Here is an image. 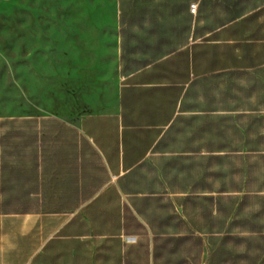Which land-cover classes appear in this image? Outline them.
<instances>
[{"label":"crops","instance_id":"crops-1","mask_svg":"<svg viewBox=\"0 0 264 264\" xmlns=\"http://www.w3.org/2000/svg\"><path fill=\"white\" fill-rule=\"evenodd\" d=\"M48 1L80 57L0 116V264H264V0Z\"/></svg>","mask_w":264,"mask_h":264},{"label":"rangeland","instance_id":"rangeland-1","mask_svg":"<svg viewBox=\"0 0 264 264\" xmlns=\"http://www.w3.org/2000/svg\"><path fill=\"white\" fill-rule=\"evenodd\" d=\"M53 1L54 9L60 4ZM49 4L48 0H0L1 117L55 114L74 83L70 71L80 57L74 56V35L64 28V16L51 13ZM192 4L197 8V3ZM68 8L62 5L60 11ZM41 9L49 12L43 18ZM27 10H33L29 35ZM15 110L17 114L12 113Z\"/></svg>","mask_w":264,"mask_h":264},{"label":"trees","instance_id":"trees-1","mask_svg":"<svg viewBox=\"0 0 264 264\" xmlns=\"http://www.w3.org/2000/svg\"><path fill=\"white\" fill-rule=\"evenodd\" d=\"M32 120H34V119H26V118H22V119L12 118L11 119V118H8V119H3L2 122L11 123V122H19V121L25 122V121H32Z\"/></svg>","mask_w":264,"mask_h":264},{"label":"built area","instance_id":"built-area-1","mask_svg":"<svg viewBox=\"0 0 264 264\" xmlns=\"http://www.w3.org/2000/svg\"><path fill=\"white\" fill-rule=\"evenodd\" d=\"M190 11H191L192 13H195V11H196V5H195V4H192V5L190 6Z\"/></svg>","mask_w":264,"mask_h":264},{"label":"bare ground","instance_id":"bare-ground-1","mask_svg":"<svg viewBox=\"0 0 264 264\" xmlns=\"http://www.w3.org/2000/svg\"><path fill=\"white\" fill-rule=\"evenodd\" d=\"M12 113L17 114L18 113V110L13 111Z\"/></svg>","mask_w":264,"mask_h":264}]
</instances>
